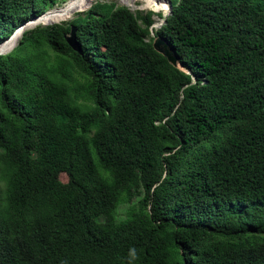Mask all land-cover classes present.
<instances>
[{
	"label": "trees",
	"instance_id": "obj_1",
	"mask_svg": "<svg viewBox=\"0 0 264 264\" xmlns=\"http://www.w3.org/2000/svg\"><path fill=\"white\" fill-rule=\"evenodd\" d=\"M92 1L0 0V264H264V0Z\"/></svg>",
	"mask_w": 264,
	"mask_h": 264
},
{
	"label": "rangeland",
	"instance_id": "obj_2",
	"mask_svg": "<svg viewBox=\"0 0 264 264\" xmlns=\"http://www.w3.org/2000/svg\"><path fill=\"white\" fill-rule=\"evenodd\" d=\"M94 1H96V0H93L92 2H94ZM100 1H111V2H114L117 5H124L132 12L140 11L141 13H145L147 11H151L153 13L152 16H151L152 20H153V23H152V27L153 28H157L160 25V23L162 22L161 17L164 16L162 10L161 11L160 10L157 11L156 8L152 4L147 2L146 0H136V1L132 2V3L131 2H124L122 0H100ZM165 1L168 2V0H165ZM92 2L88 3L86 6L81 7L80 9L76 10L75 12H79V11L85 10ZM60 4H62V2L56 3L53 6L60 5ZM65 12L66 11H64L63 13H65ZM75 12L72 14L71 17L62 16L61 13H57V14H54L51 18L52 19H58V22H55V23H60L61 21H67L70 18H72L73 15L75 14ZM166 12H167V8H166L164 13H166ZM40 16H42V15H40ZM37 19L38 18L31 19V21L29 23H27V26H23L18 32H15L16 34L13 33L12 35H14V36L11 39V43L6 48L12 47L13 45H15L16 39L19 38V36H20V34H21V32L23 30L33 28L36 25H41V26L49 25V24H47V23H45L43 21H38L37 23H35V20H37ZM50 24H54V23H50ZM150 35H152V32H150ZM7 37L6 38L5 37L1 38L0 39V43H3L7 39ZM9 50L4 51V52L1 51L0 53L4 54V53L8 52ZM59 179L61 181H65L66 177H65V175L63 173H61V174H59Z\"/></svg>",
	"mask_w": 264,
	"mask_h": 264
},
{
	"label": "water",
	"instance_id": "obj_3",
	"mask_svg": "<svg viewBox=\"0 0 264 264\" xmlns=\"http://www.w3.org/2000/svg\"><path fill=\"white\" fill-rule=\"evenodd\" d=\"M170 3H169V0L167 2V12L164 14V16L169 13V10H170ZM40 15V14H39ZM39 15H36V16H32L30 18H28L27 20L29 19H32V18H35V17H38ZM27 20H25L24 22H21L19 23L14 29L13 31L11 32L14 33V31L16 30V28H18V26H21L23 25L25 22H27ZM163 21V20H162ZM162 23V22H161ZM74 30H75V27L73 25L70 26V29H69V32L67 35H65V42L66 44L75 52H78L80 53L81 52V48L75 38V34H74ZM10 34V35H11ZM9 35V36H10ZM8 36V37H9ZM152 48L157 51L158 53H160L162 56H164L166 58V60L172 64V65H176V66H179L178 64V58L177 56L175 55L174 53V50L173 48L170 46V44L167 42V40L163 37H161L160 35H155V37L153 38L152 40Z\"/></svg>",
	"mask_w": 264,
	"mask_h": 264
},
{
	"label": "bare ground",
	"instance_id": "obj_4",
	"mask_svg": "<svg viewBox=\"0 0 264 264\" xmlns=\"http://www.w3.org/2000/svg\"><path fill=\"white\" fill-rule=\"evenodd\" d=\"M166 8H167V2L165 3L164 7L162 8L163 14H165L164 12H165ZM44 12H45V11H44ZM44 12H43V13H44ZM43 13H41L40 15H43ZM40 15H39V16H40ZM39 16H38V17H39ZM38 17H35V18H38ZM32 19H33V18H32ZM30 21H31V19L27 20V22H25L23 25L18 26V28H16V30L14 31V33H15V32H18L23 26H27V23H29ZM157 23H158V22H157ZM154 25H155V24H154ZM152 28H153V27H152ZM12 34H13V33H12ZM12 34H11L9 37H7V39H8V38H11V37L13 36ZM15 34H16V33H15ZM0 44H1V43H0Z\"/></svg>",
	"mask_w": 264,
	"mask_h": 264
}]
</instances>
